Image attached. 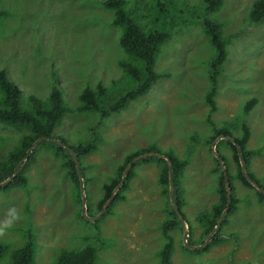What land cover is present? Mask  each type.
Returning a JSON list of instances; mask_svg holds the SVG:
<instances>
[{
    "label": "rangeland",
    "instance_id": "374dc122",
    "mask_svg": "<svg viewBox=\"0 0 264 264\" xmlns=\"http://www.w3.org/2000/svg\"><path fill=\"white\" fill-rule=\"evenodd\" d=\"M158 1L126 0L144 28L171 33L155 64L163 76L147 94L98 125L100 114L78 110L86 87L103 83L109 101H114L138 86L119 65L128 54L120 45L121 28L113 23L114 12L103 0H0V69H6L24 91L23 106L29 107L32 94L47 99L59 82L69 111L53 134L73 145L90 140L98 144L97 150L80 158V187L67 156L38 143L30 160L22 162L27 185L6 189L0 185V241L12 250L32 231L38 243L35 264H55L61 250L89 243L99 248L97 264H158V253L167 241L163 225L174 218V202L159 182L156 161L136 160L124 199L112 203L119 186L109 203L100 205L104 184L125 157L151 145L188 161L180 179L184 221L171 231L173 264H264V201H258L255 185L249 187L237 178L232 185L238 208L227 211V222L220 228L225 240L199 244L195 249L206 247L200 253L190 246L202 239L198 216L219 201L220 173L237 169L232 147L222 143L227 162L220 171L214 170L213 145L216 149L222 138L214 144L208 141L214 132L209 118L217 126L228 122L235 136L244 122L250 126L248 147L258 153L245 170L264 184V22L250 19L255 0H224L209 15L222 23L231 40L218 77V108L211 112L205 96L215 50L202 24L204 1ZM1 97L0 92V105ZM253 98L257 102L246 113ZM26 132L0 123V160ZM230 232L235 236H228ZM10 252L0 264H10Z\"/></svg>",
    "mask_w": 264,
    "mask_h": 264
},
{
    "label": "trees",
    "instance_id": "16d2710c",
    "mask_svg": "<svg viewBox=\"0 0 264 264\" xmlns=\"http://www.w3.org/2000/svg\"><path fill=\"white\" fill-rule=\"evenodd\" d=\"M203 1L206 8V16L204 20H202V24L215 50V56L210 62V88L206 93L205 99L210 106L211 112H214L218 108L216 101L218 77L222 72V66L228 58V46L231 40L230 37L224 34L222 23L209 16L222 7L224 0ZM160 2H162V0L158 1V3ZM102 3L106 8L114 12L113 23L121 28L120 45L128 54V58L120 60L119 65L125 73L138 83V86L124 92L114 101H109L108 88L103 83H98L94 88L90 86L86 87L80 94L78 110L80 112H95L100 114L98 125H101L104 118L113 113L122 111L129 102L147 94L152 88V85L163 76L156 70L155 64L162 45L171 38V33L169 31L144 28L133 16L126 0H103ZM1 13L0 10V15ZM250 19L253 23L264 22V0L254 1L250 11ZM0 92L2 94L0 123L27 131L19 139L14 149L9 151V153L0 160V183L7 181L2 188L6 189L11 186L27 185L28 177L22 173V166L24 165L22 162L24 160L25 162L30 160L32 148L38 139L37 146L46 145L51 148L54 147L57 155L65 154L67 156V164L70 167V173L76 181L77 186L80 187L81 181L74 155H76L79 163H81L80 158L97 150L98 144L97 141L90 140L81 142L78 145H73L68 143L65 138L53 134L55 128L61 124L63 118L69 111L63 99L60 83L57 82L53 85L47 99L39 98L34 94L30 95L28 97L29 107L25 108L23 106L24 91L9 77L6 69H0ZM256 102L257 99L255 98L248 101L245 106V112L249 113ZM208 121L214 130L208 141L214 144L218 137H223L220 142L216 144L219 156L215 158L217 162V166L214 169L215 171H220L227 162V157L220 151V145L225 143L233 149L237 167L236 172L232 173L227 167L228 164L226 165L228 168L226 172L231 183L232 193L231 205L228 212L232 213L238 208L237 199L233 195V179L237 178L241 180L243 184L252 188H254V182H257L264 190V184L252 173L244 172L241 165V161L243 160L245 165L248 166L251 158L257 154L258 151L248 147L251 138V128L246 122L242 124L241 134L235 136L228 122L223 123L221 126H217L212 118H209ZM228 136L233 137L234 141L237 142L240 147V153L234 142L227 139ZM145 152H158L171 159V172L167 159L163 157L150 155L142 160L156 161L160 168L159 182L166 192L170 193L171 182H173L174 185V204L171 207L172 216L174 218L167 220L163 225V233L167 241L158 253V264H173L174 240L171 231L174 230L182 220L180 214L183 215L182 207L185 204V200L180 193V179L188 164L187 160L179 158L171 150H165L156 145H151L129 153L125 157L124 162L118 166L116 174L110 178L109 182L104 184L105 196L100 205L102 208L112 196L114 190L119 186H121V188L116 192L114 199H112V203L124 199L125 196L123 195V191L129 187V182L135 174L134 168L131 167L126 174L125 181L122 183L124 171L132 160ZM218 192L219 201L213 205L210 211L198 216L203 230L202 239L200 242H195V245L203 244L211 234V243L220 244L225 240L226 234L221 233L220 228L227 222V219L224 218L222 224L217 228L222 213L228 205L225 172L219 175ZM257 195L258 201L263 202L264 192L258 189ZM176 208H178L180 214L177 212ZM228 236H235V233L230 232ZM37 247L38 243L35 235L32 231L28 230L24 243L12 250H10L8 244L0 241V259L11 251L10 264H35ZM205 248L206 247L194 249L193 251L200 253ZM98 251V246L93 243L86 244L81 248L63 249L60 251L55 264H97L99 257Z\"/></svg>",
    "mask_w": 264,
    "mask_h": 264
},
{
    "label": "water",
    "instance_id": "95a60500",
    "mask_svg": "<svg viewBox=\"0 0 264 264\" xmlns=\"http://www.w3.org/2000/svg\"><path fill=\"white\" fill-rule=\"evenodd\" d=\"M220 138H223V137H220ZM227 139L231 140L234 142V144L236 145L239 153H240V147L239 145L237 144V142L234 141V138L231 137V136H228ZM39 141V139L34 143V145L37 144V142ZM67 146V145H66ZM69 147V146H67ZM213 150L215 152V155L218 157L219 154H218V151L215 149V144L213 145ZM149 155H157V156H160V157H163L165 159H167L168 163H169V166H170V172H171V167H172V163H171V159L164 155V154H160L158 152H145L143 154H140L138 155L134 160H132L126 167L125 171H124V174H123V177H122V183L125 181V177H126V174L128 172V170L130 169V167L135 163L136 160L140 159V158H143V157H146V156H149ZM74 160H75V163H76V167H77V170H78V173H79V178L81 179L82 178V174H81V168H80V163H79V160L78 158L76 157V155H74ZM241 165H242V168L244 170V172H246L245 170V162L242 160L241 161ZM7 181H4V182H1L0 185L1 186H4L6 184ZM225 182H226V190H227V195H228V205L226 207V209L223 211L222 213V216L220 218V221H219V225L217 226V228L222 224V221L224 220L226 214H227V211L231 205V198H232V193H231V186H230V180H229V177H228V174L227 172L225 171ZM254 185L262 192H264L263 188L257 183V182H254ZM170 193H171V197H173V194H174V185H173V182H171V186H170ZM114 195V193L112 194V196ZM112 196L108 199V201L106 202V205L109 203V201L111 200ZM177 209V212L180 214L178 208ZM180 217L181 219H183L184 221V218L183 216L180 214ZM216 228V229H217ZM211 236L212 234L207 238L206 242H208L209 239H211ZM186 242H187V239H185ZM205 242V243H206ZM186 245H190V244H186ZM192 248H199L201 247L200 245H190Z\"/></svg>",
    "mask_w": 264,
    "mask_h": 264
}]
</instances>
